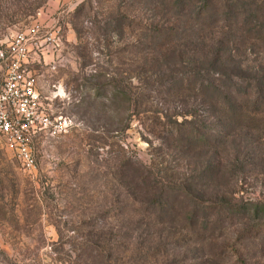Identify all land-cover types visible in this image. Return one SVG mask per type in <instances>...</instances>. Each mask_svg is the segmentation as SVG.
Instances as JSON below:
<instances>
[{
	"label": "rangeland",
	"instance_id": "374dc122",
	"mask_svg": "<svg viewBox=\"0 0 264 264\" xmlns=\"http://www.w3.org/2000/svg\"><path fill=\"white\" fill-rule=\"evenodd\" d=\"M35 25L58 41L43 105L70 127L33 139V169L0 144V264H264L243 210L264 202V0H0V46ZM220 49L228 116L199 90ZM161 189L182 191L157 207Z\"/></svg>",
	"mask_w": 264,
	"mask_h": 264
},
{
	"label": "built area",
	"instance_id": "2783aa9c",
	"mask_svg": "<svg viewBox=\"0 0 264 264\" xmlns=\"http://www.w3.org/2000/svg\"><path fill=\"white\" fill-rule=\"evenodd\" d=\"M42 31L40 25L31 26L0 46V61L6 66L0 88V144L10 145L28 169L36 167L33 139L56 138L70 127L68 118L55 117L44 107L37 76L28 68L31 47L38 46ZM55 34L46 32L44 43L58 44Z\"/></svg>",
	"mask_w": 264,
	"mask_h": 264
},
{
	"label": "trees",
	"instance_id": "16d2710c",
	"mask_svg": "<svg viewBox=\"0 0 264 264\" xmlns=\"http://www.w3.org/2000/svg\"><path fill=\"white\" fill-rule=\"evenodd\" d=\"M226 54L223 53V51L217 50L215 53H213V55L211 56V58H208L207 60H216L214 63H210V68L208 70L211 69H216L217 74L221 73L220 72V68H215L216 65L218 64L219 66H223L225 67V63L223 60H227L226 59ZM215 74H213L212 76L210 74L207 73V76H205V78L203 79L202 82L199 83V90L201 91V93L207 97V94H211L212 95V103L220 108L221 110H223L226 113V116H228L230 113L233 114L234 113V107L240 102L239 97H235L231 90L232 88H236L234 85L236 83H232V82H227V80H224L225 75L219 74L218 76H215L217 78H213ZM229 77V76H227ZM223 82V83H222ZM255 85H256V89L254 90L255 92L253 93L252 96H254V98H252L253 100H251L249 103V107L250 106H256L255 111H257L258 107L262 106L263 103L261 102L262 100H264V92H263V85H264V80H260L257 79V83L254 81ZM261 87V88H260ZM245 97H247L246 99H250V94H248L247 92L245 93ZM197 137V136H196ZM217 143V142H216ZM216 170L217 168H220V172H222L221 168L222 165L220 162H216L215 163V167ZM175 191V192H174ZM173 192H169V191H165L164 189L160 190V195H159V199L158 201H156L157 207H161V204L164 203L165 201H167L171 196L175 197L179 196L178 191H182V190H174ZM207 203L199 200V198H196L194 200V202L190 205V207L187 209L186 211V216H188V219H191V223L192 221L194 222H199V219L201 216H203V214L205 213L203 211L202 215H201V210H203V208L206 209ZM243 210L246 211L247 214L254 212V215H264L262 214V212H264V202L263 201H258V202H249L243 205ZM155 207V209L157 208ZM233 211H240V207L236 208V209H232ZM202 221V219H201ZM200 221V222H201ZM200 224V223H199Z\"/></svg>",
	"mask_w": 264,
	"mask_h": 264
},
{
	"label": "crops",
	"instance_id": "0c3cea01",
	"mask_svg": "<svg viewBox=\"0 0 264 264\" xmlns=\"http://www.w3.org/2000/svg\"><path fill=\"white\" fill-rule=\"evenodd\" d=\"M57 3L59 4V1H57ZM55 2V4H51L54 10L47 8L46 10H44L41 13V16L43 18V20L46 19H51L54 11H56V9L58 8V4ZM46 32L43 30L40 35L38 37H40L37 41V45L39 46H32L31 47V52H30V57H29V63H28V68L31 69V71L33 73L36 74L37 76V71L35 68H37V65L41 64L42 62H44L45 64L47 63L46 60H48L53 54V46L51 45H46L44 43L43 40V36ZM2 45V44H1ZM5 63L0 61V88L2 85V82L4 80V76H5ZM39 79V76L37 77ZM38 87L40 90L41 84L39 83L38 80ZM40 92V91H39ZM41 95V94H40Z\"/></svg>",
	"mask_w": 264,
	"mask_h": 264
}]
</instances>
